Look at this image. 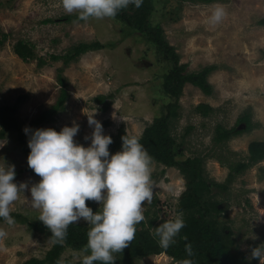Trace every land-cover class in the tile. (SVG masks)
<instances>
[{
    "label": "rangeland",
    "instance_id": "obj_1",
    "mask_svg": "<svg viewBox=\"0 0 264 264\" xmlns=\"http://www.w3.org/2000/svg\"><path fill=\"white\" fill-rule=\"evenodd\" d=\"M217 4L224 6L226 16L211 25L208 18ZM72 14L75 12L64 11L61 0H0V35H7L0 46V106L13 107L11 115L16 120V128L0 126V166L14 165V182L28 185L10 206L15 224L9 226L0 219V227L8 233L0 241V264L43 259L53 246L45 233L32 226L40 212L31 207L29 189L41 178L25 171L29 154L22 141L28 147L31 132L24 129L56 104L62 89L59 74L65 78L68 93L64 108L34 130L55 127L60 131L78 124L74 141L85 147L93 132L88 116L93 115L102 124L103 134L112 140L120 128L141 138L154 120L167 112L164 105L173 101L163 86V76L172 63L160 50L138 32L127 33L114 18L68 22L66 16ZM263 18L264 0L208 4L157 0L154 12V23L163 28L180 63L187 65V73L218 67L208 76L210 95L191 83L183 86L171 131L178 145L176 159H201L210 196L220 203L219 221L231 229L249 261L254 260L250 259L251 247L264 243V160L235 176L226 189L218 185L226 184L233 165L249 161L250 143L264 141V25L259 24ZM20 40L33 50L34 57L28 61L14 52ZM96 41L104 48L66 62L73 46ZM40 59L43 65H39ZM98 96L105 97L107 107L94 100ZM200 104L211 106V114L200 115L196 111ZM219 126L227 130L238 126L243 132L216 143ZM152 180L154 194L151 203L144 205V221L145 228L155 235L158 225L179 212L187 184L178 166L154 159ZM76 224L89 226L83 220ZM83 254L82 250L66 249L61 262L79 264ZM114 255L121 258V253ZM135 264L175 261L162 253L138 258Z\"/></svg>",
    "mask_w": 264,
    "mask_h": 264
},
{
    "label": "clouds",
    "instance_id": "obj_2",
    "mask_svg": "<svg viewBox=\"0 0 264 264\" xmlns=\"http://www.w3.org/2000/svg\"><path fill=\"white\" fill-rule=\"evenodd\" d=\"M66 13H76L79 20L114 18L118 12L142 0H61ZM226 16L223 5L213 7L208 23L217 25ZM93 126L91 143L85 147L74 141L79 125L64 126L60 131L42 128L31 131L27 163L41 179L29 191L30 204L39 210V221L50 231L56 242L63 241L70 224L83 220L88 224L87 243L82 249L81 264H115L114 254L121 253L135 238L137 225L144 217V205L154 194L153 157L135 135L121 137V150L110 155L112 138L103 134L102 124L88 116ZM25 133L30 129L25 128ZM85 139H89L85 137ZM14 165L0 166V219L12 226L15 219L10 206L27 183L14 182ZM86 201L99 204L93 212ZM185 227L183 213L158 225L155 235L159 246L168 249ZM8 233L0 227V241ZM187 240V237H183ZM188 257L193 256L191 243L185 244ZM250 259L264 264V243L251 247ZM175 264H194L190 258Z\"/></svg>",
    "mask_w": 264,
    "mask_h": 264
},
{
    "label": "trees",
    "instance_id": "obj_3",
    "mask_svg": "<svg viewBox=\"0 0 264 264\" xmlns=\"http://www.w3.org/2000/svg\"><path fill=\"white\" fill-rule=\"evenodd\" d=\"M156 1L142 0V4L138 8L134 4H130L127 8L120 10L114 19L122 25L124 30L128 31L127 33L138 32L141 34L148 43L154 46L156 50H160L165 58L172 63L171 68L163 76V86L166 93L173 98V101L164 105L167 112L154 120L145 130L144 135L139 138V141L148 150L154 160L168 166H178L186 178L187 191L178 206V211L184 213L185 227L181 229L180 234L175 238L176 242L165 250L159 246L158 237L145 228L146 222L143 220L137 225L138 231L135 234V238L121 252V258H116L115 264H135V260L138 258L162 253H166L178 260L190 258L194 261V264H258V261L255 259L252 261L248 260L239 245H237L231 229L224 224L222 225L219 221V216L222 212L219 209L220 203L214 201L213 197L210 196L212 191L210 184L203 179L200 167L201 159H176L178 145H176V140L172 136L171 127L174 117L178 116L179 97L182 94L183 86L186 83H191L206 95H210L212 93V86L208 82V76L217 70L218 67L209 66L198 73L186 72L187 65L180 63V58L175 52L174 47L165 38L163 28L161 25L154 23ZM195 1L208 4L217 2L218 0ZM66 20L68 22L82 21L78 19L76 13L66 16ZM259 24L264 25V18L259 21ZM6 38V34L2 33L0 35V46L4 44ZM102 48H104V45L97 41L80 43L73 46L70 55L67 56L66 62L89 51H96ZM14 52L24 61H28L34 57L32 48L23 40L15 44ZM52 57L56 60L60 59L59 56ZM44 63L43 59L39 60V65H43ZM58 78L62 89L56 104L26 126L30 129V132L34 131L42 123L47 122L55 113L64 108L68 97L67 90L65 89L66 81L61 74H59ZM94 100L98 104H103L104 107H107L104 96H98ZM14 111L13 107L0 106L1 127H6V129L16 128V120L11 115ZM196 111L202 116H208L213 111V108L208 104H200L196 107ZM243 121L247 123L248 119L245 117ZM50 128L59 131L55 127ZM242 132L243 130L238 128V126L233 127L231 130L219 126L215 142L221 143L225 139H229L231 136ZM1 134L4 135L3 132ZM23 135L24 133L21 131V136ZM124 135H127L125 130L120 128L116 138L109 145L110 155L121 150V137ZM22 143L24 150L29 154L30 149L24 141ZM248 151L249 161L233 165L226 184H219L218 187L226 189L235 176L243 173L252 165L263 161L264 141L250 143ZM25 171L35 174L29 166L25 168ZM86 203L93 209V212L99 209L94 201H86ZM149 225L152 227L153 221H150ZM32 226L35 230L45 233L53 241V246L47 252L45 258H31L23 264H62L61 256L66 249L82 250L84 248L87 243V233L90 227L76 223L70 224L64 240L56 242L51 238L50 231L39 219L33 221ZM184 236L187 237V240L183 239ZM186 243H191L192 245V257L187 256L185 251ZM95 264H100V262H95Z\"/></svg>",
    "mask_w": 264,
    "mask_h": 264
},
{
    "label": "water",
    "instance_id": "obj_4",
    "mask_svg": "<svg viewBox=\"0 0 264 264\" xmlns=\"http://www.w3.org/2000/svg\"><path fill=\"white\" fill-rule=\"evenodd\" d=\"M174 261H178V259L177 258H174Z\"/></svg>",
    "mask_w": 264,
    "mask_h": 264
},
{
    "label": "bare ground",
    "instance_id": "obj_5",
    "mask_svg": "<svg viewBox=\"0 0 264 264\" xmlns=\"http://www.w3.org/2000/svg\"><path fill=\"white\" fill-rule=\"evenodd\" d=\"M161 256H162V254H161Z\"/></svg>",
    "mask_w": 264,
    "mask_h": 264
}]
</instances>
